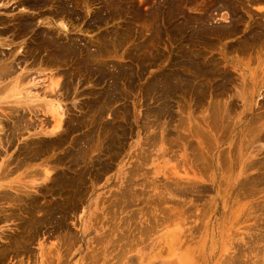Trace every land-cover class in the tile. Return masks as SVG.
<instances>
[{
	"label": "rangeland",
	"instance_id": "374dc122",
	"mask_svg": "<svg viewBox=\"0 0 264 264\" xmlns=\"http://www.w3.org/2000/svg\"><path fill=\"white\" fill-rule=\"evenodd\" d=\"M263 16L0 0V264H264Z\"/></svg>",
	"mask_w": 264,
	"mask_h": 264
},
{
	"label": "bare ground",
	"instance_id": "6f19581e",
	"mask_svg": "<svg viewBox=\"0 0 264 264\" xmlns=\"http://www.w3.org/2000/svg\"><path fill=\"white\" fill-rule=\"evenodd\" d=\"M253 1V0H252ZM257 1V0H256ZM249 3V2H248ZM236 4V3H235ZM261 4H262V2H261ZM23 6V5H22ZM220 6V5H219ZM26 9V8H25ZM50 17V16H49ZM264 17V16H263ZM77 18V17H76ZM234 31V30H233ZM11 53V52H10ZM2 54V53H1ZM15 54V53H14ZM26 63V62H25ZM3 63H1V66H0V84H1V81L3 82V80L5 79V78H10V82H12L13 83V88L11 89V91H12V94L13 95H4V97L3 98H11V102L12 103H15V105L16 104H21L22 105V107L20 108V109H22V110H25L26 112H32V111H30V110H33V108L34 107H36V105L34 104L33 106H32V104H29V103H31L32 101H35V99H32V98H30V97H27V94L29 93V91L28 90H26L24 87H23V89H20L19 91L16 89V87L17 86H20L21 87V85H19L20 84V82H21V80L23 81L24 80V78L25 77H22L21 75H20V70H19V72L18 73H15V70L16 69H14V67L11 65V64H4V65H2ZM16 65V64H15ZM20 68V67H19ZM24 68V67H23ZM26 68V67H25ZM23 70V69H22ZM28 71V70H27ZM29 72V71H28ZM21 73H25V72H21ZM12 74H14L13 76L14 77H12L11 75ZM16 74V75H15ZM26 76V75H25ZM34 79V78H33ZM6 80V79H5ZM4 80V81H5ZM34 81V80H33ZM9 83V81H6V83ZM29 81H27V83H28ZM24 83V82H23ZM4 84V85H3ZM3 84H1V85H3L4 87L3 88H6L5 87V82L3 83ZM22 84V83H21ZM35 84V83H34ZM33 84V85H34ZM8 85V84H7ZM6 85V86H7ZM12 85V84H11ZM24 85V84H23ZM59 86V85H58ZM11 87V86H10ZM2 88V86L0 87V89ZM51 88V87H50ZM55 88V87H54ZM56 88H57V86H56ZM55 88V90H57ZM17 90V91H16ZM23 90V91H22ZM2 91V90H1ZM5 93V92H4ZM10 93V92H9ZM57 93V92H56ZM60 93V92H59ZM6 94H7V91H6ZM24 94V95H23ZM3 96V95H2ZM18 96L20 97V96H22V98H19L18 99ZM25 96V99H23V97ZM27 97V98H26ZM32 97V96H31ZM30 98V99H29ZM7 102V101H6ZM44 107H45V109H47V110H45V111H47L48 112V110L51 112V114H52V118L54 119V121H55V123H56V125H57V121H58V119L60 120V118H59V116H60V110H59V105L58 104H56V105H53V106H50V103L48 104V102H46V101H44ZM39 105H41V104H39ZM48 106H50L49 108H48ZM213 106V105H212ZM2 107V106H1ZM11 107V106H10ZM14 107V106H13ZM12 108V107H11ZM15 108V107H14ZM42 108V107H41ZM105 108V107H104ZM13 109V108H12ZM11 110V109H10ZM35 110V109H34ZM1 111V110H0ZM208 112V111H207ZM62 113V112H61ZM5 114L6 113H4V116H5ZM60 117H62V115L60 116ZM0 120H2V119H0ZM30 120V119H29ZM59 122H61V121H59ZM55 127H56V129H57V126H55V124H54V126H53V129H55ZM3 131V127H2V124H1V122H0V134H1V132ZM57 131V130H56ZM24 132V131H23ZM3 133V132H2ZM21 133V132H20ZM26 133V132H25ZM203 135V134H202ZM6 142V141H5ZM205 142V141H204ZM1 143V142H0ZM2 145V144H1ZM150 145V144H149ZM223 159V158H222ZM25 163V162H24ZM7 164V163H6ZM46 176V175H45ZM6 186V185H5ZM16 188V187H15ZM18 188V187H17ZM21 192V191H20ZM123 199V198H122ZM57 205V204H56ZM6 223V222H5ZM46 263V262H45Z\"/></svg>",
	"mask_w": 264,
	"mask_h": 264
}]
</instances>
